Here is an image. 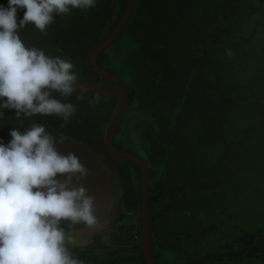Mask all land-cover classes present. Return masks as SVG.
<instances>
[{
    "label": "rangeland",
    "instance_id": "1",
    "mask_svg": "<svg viewBox=\"0 0 264 264\" xmlns=\"http://www.w3.org/2000/svg\"><path fill=\"white\" fill-rule=\"evenodd\" d=\"M116 7V0H98L91 10L54 17L48 35L31 24L21 35L49 55L71 57L81 81L118 90L90 68ZM25 11L18 10V23ZM102 65L133 94L114 141L155 170L150 194L153 214L162 210L153 234L163 251L160 264H264L237 257L242 234L256 241L264 231V0H135ZM78 95L53 93L76 107L66 124L54 114L21 123L15 109H0V143L32 123L57 140L66 136L57 149L74 152L89 169L84 182L96 196L100 222L76 225L78 243L70 249L93 248L113 264H142V239L128 240L129 228L142 233V226L140 213L127 211L122 200L118 167L125 159L108 150L109 116L99 118L105 95L86 91L100 98L94 108Z\"/></svg>",
    "mask_w": 264,
    "mask_h": 264
},
{
    "label": "clouds",
    "instance_id": "2",
    "mask_svg": "<svg viewBox=\"0 0 264 264\" xmlns=\"http://www.w3.org/2000/svg\"><path fill=\"white\" fill-rule=\"evenodd\" d=\"M97 4L98 0H9L7 6L0 5V109H15L21 123L22 117L54 114L66 124L76 107L55 98L54 92L65 99L78 92L77 100L87 97L93 108L99 103V96L89 98L83 88L77 91L80 76L71 57L49 55L26 44L21 35L29 24L48 35L54 17ZM19 9L26 11L18 23ZM10 135V142L0 143V264H84L70 247L78 243L76 225L100 226L96 196L84 182L89 169L74 152L62 154L56 145L67 137L57 140L43 124L32 123L23 133L13 129Z\"/></svg>",
    "mask_w": 264,
    "mask_h": 264
},
{
    "label": "trees",
    "instance_id": "3",
    "mask_svg": "<svg viewBox=\"0 0 264 264\" xmlns=\"http://www.w3.org/2000/svg\"><path fill=\"white\" fill-rule=\"evenodd\" d=\"M117 7L113 11L112 19L108 24V32L105 34V38L118 26L120 21L122 20L128 5V0H116ZM105 60V50H103L98 58L97 63L99 66L103 67L102 63ZM102 61V62H101ZM90 68L92 69L91 65ZM94 71V70H93ZM95 72V71H94ZM96 73V72H95ZM97 74V73H96ZM99 75V74H98ZM105 80V78H103ZM104 104L101 106V112L99 113L100 120L105 116H109V120L107 122V127L111 124L118 106H119V98L117 96H102ZM133 94L131 90L129 91V98L131 99ZM101 122V121H100ZM102 123V122H101ZM115 143V141H114ZM115 146L119 149H123L121 145ZM131 152L128 149H123ZM133 153V152H132ZM135 154V153H134ZM124 158V157H122ZM124 162H121L118 167L119 177L122 183V200L125 201L127 205V211L135 212L138 211L140 213V221L142 226V205H143V170L142 167L132 159L124 158ZM150 168V179L153 180L156 177L155 170ZM163 178H159L156 184L158 189L161 187V183ZM155 190V189H154ZM157 190V189H156ZM152 192V183L149 186V208H150V224L152 230V251L154 264H160V259L163 255V251L161 248L157 246V242L154 239V230L156 229L158 219L161 216L162 210L156 211L155 214L152 212V196L150 194ZM129 230L131 234L128 236V240L132 241L134 239H142V233L140 229L135 230L134 226L130 227ZM257 240L254 241V237H249L247 235L242 234L238 239V244L242 247L240 249L237 257H241L240 259H253V258H264V231L261 230L257 235ZM121 244V242H120ZM232 246V245H231ZM230 247V246H229ZM73 256L78 258L84 262V264H113V261L104 260L100 261L96 250L93 248L83 249L80 247H75L70 249ZM236 257V256H235ZM142 264H146V260L144 257L143 250L141 252Z\"/></svg>",
    "mask_w": 264,
    "mask_h": 264
},
{
    "label": "water",
    "instance_id": "4",
    "mask_svg": "<svg viewBox=\"0 0 264 264\" xmlns=\"http://www.w3.org/2000/svg\"><path fill=\"white\" fill-rule=\"evenodd\" d=\"M135 7V0H128L126 12L118 24V26L104 38L96 48L91 52L90 65L93 70L108 80H112L119 85V89L106 87L99 84H89L81 80L76 82L78 88H83L86 91L100 93L105 96H117L119 98V106L117 112L108 128L106 134V146L112 153L122 156L126 159L135 160L143 170V205H142V247L146 260V264H154L152 251V230L150 224V208H149V186H150V168L147 162L137 154L127 150L119 149L115 146L114 136L120 120L124 114L128 102V89L121 77L101 67L97 63L99 54L106 49V47L123 31L127 21L131 17Z\"/></svg>",
    "mask_w": 264,
    "mask_h": 264
},
{
    "label": "flooded vegetation",
    "instance_id": "5",
    "mask_svg": "<svg viewBox=\"0 0 264 264\" xmlns=\"http://www.w3.org/2000/svg\"><path fill=\"white\" fill-rule=\"evenodd\" d=\"M109 71V70H108ZM100 77H102V76H100Z\"/></svg>",
    "mask_w": 264,
    "mask_h": 264
}]
</instances>
